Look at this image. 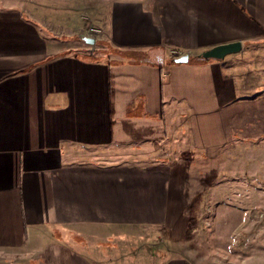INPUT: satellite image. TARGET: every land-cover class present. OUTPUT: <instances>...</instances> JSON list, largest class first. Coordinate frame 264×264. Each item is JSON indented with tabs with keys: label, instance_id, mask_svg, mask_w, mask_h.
<instances>
[{
	"label": "crops",
	"instance_id": "0c3cea01",
	"mask_svg": "<svg viewBox=\"0 0 264 264\" xmlns=\"http://www.w3.org/2000/svg\"><path fill=\"white\" fill-rule=\"evenodd\" d=\"M263 48L264 0H0V264H197L192 216L264 147L233 67Z\"/></svg>",
	"mask_w": 264,
	"mask_h": 264
},
{
	"label": "rangeland",
	"instance_id": "374dc122",
	"mask_svg": "<svg viewBox=\"0 0 264 264\" xmlns=\"http://www.w3.org/2000/svg\"><path fill=\"white\" fill-rule=\"evenodd\" d=\"M95 46L104 49L101 40ZM258 51L236 59L233 67L245 78L255 75L259 84L264 77V48ZM234 162L232 171L224 172L214 185L207 211L203 214L202 206L197 217L192 216L195 230L191 228L186 252L197 264H264V147L241 151ZM161 241L160 247L165 248Z\"/></svg>",
	"mask_w": 264,
	"mask_h": 264
},
{
	"label": "water",
	"instance_id": "95a60500",
	"mask_svg": "<svg viewBox=\"0 0 264 264\" xmlns=\"http://www.w3.org/2000/svg\"><path fill=\"white\" fill-rule=\"evenodd\" d=\"M85 42L90 44V45H95V41L90 38H86ZM242 49L241 43H233V44H228V45H222L219 47H216L214 49L208 50L204 52L201 55V59L205 61H221L225 59L227 56L236 54L240 52ZM189 62V57L188 56H183L181 58L175 59L176 64H186Z\"/></svg>",
	"mask_w": 264,
	"mask_h": 264
},
{
	"label": "built area",
	"instance_id": "2783aa9c",
	"mask_svg": "<svg viewBox=\"0 0 264 264\" xmlns=\"http://www.w3.org/2000/svg\"><path fill=\"white\" fill-rule=\"evenodd\" d=\"M101 35H102V30L93 27V28L89 29L87 38L93 39L95 41V45H96V43L99 40V38L101 37ZM95 45H93L92 48H95ZM172 56L177 59V58L185 56V53L174 50V51H172Z\"/></svg>",
	"mask_w": 264,
	"mask_h": 264
},
{
	"label": "bare ground",
	"instance_id": "6f19581e",
	"mask_svg": "<svg viewBox=\"0 0 264 264\" xmlns=\"http://www.w3.org/2000/svg\"><path fill=\"white\" fill-rule=\"evenodd\" d=\"M93 45H91V47H92ZM181 58V57H180ZM178 59V58H177Z\"/></svg>",
	"mask_w": 264,
	"mask_h": 264
}]
</instances>
